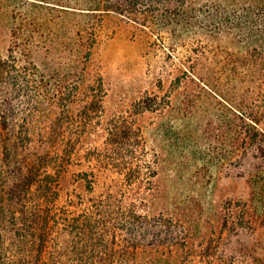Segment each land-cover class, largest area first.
I'll list each match as a JSON object with an SVG mask.
<instances>
[{
  "label": "trees",
  "instance_id": "16d2710c",
  "mask_svg": "<svg viewBox=\"0 0 264 264\" xmlns=\"http://www.w3.org/2000/svg\"><path fill=\"white\" fill-rule=\"evenodd\" d=\"M208 1L3 2L12 26L0 52V264H264V0ZM106 16L162 47L171 36L173 49L211 53L178 68L171 86L191 114L208 101L214 158L226 176L246 177V198L211 216L191 198L179 217L150 211L156 162L131 117L158 110L159 95L106 117L90 69ZM38 51L64 60L41 68ZM98 175L109 183L93 195ZM242 233L254 244L241 252L232 243Z\"/></svg>",
  "mask_w": 264,
  "mask_h": 264
},
{
  "label": "rangeland",
  "instance_id": "374dc122",
  "mask_svg": "<svg viewBox=\"0 0 264 264\" xmlns=\"http://www.w3.org/2000/svg\"><path fill=\"white\" fill-rule=\"evenodd\" d=\"M4 1L0 0L1 53L9 47L12 26ZM197 1V6L209 5L208 0ZM103 26V36L91 53L90 69L102 77L106 89L103 100L106 117L123 113L145 93L159 95L158 110L131 117L135 126L141 128L146 147L156 162L154 181L158 198L150 211L173 212L179 217L185 210L186 199L191 198L200 202L205 216H211L222 213L224 201L246 198L249 191L246 177H236L239 169L226 176L216 160L217 150L209 144L212 137L204 131L208 101L200 102L205 112L191 114L189 104L193 101L178 97L171 86L178 68L189 67L195 56L206 65L211 53L199 45L173 49L171 36L166 40V47H162L153 36L132 34L124 23L111 16L104 18ZM190 35L186 38L190 39ZM33 59L41 68H53L64 60L54 52L44 51L35 52ZM158 79H162V90ZM107 183L109 177L98 175L93 195L104 191ZM253 244L254 240L246 233L240 234L237 240L233 238L232 243L241 252ZM257 255L264 256V252Z\"/></svg>",
  "mask_w": 264,
  "mask_h": 264
}]
</instances>
